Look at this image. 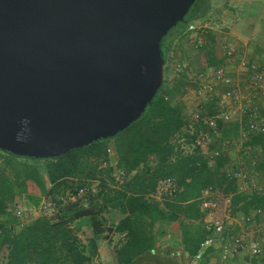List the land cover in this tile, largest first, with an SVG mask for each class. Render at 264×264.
<instances>
[{"label": "trees", "instance_id": "16d2710c", "mask_svg": "<svg viewBox=\"0 0 264 264\" xmlns=\"http://www.w3.org/2000/svg\"><path fill=\"white\" fill-rule=\"evenodd\" d=\"M197 1L203 3L198 11L201 15L208 4L206 0H195L191 8ZM199 17L184 21L180 32ZM201 39L195 51L198 71L222 66L224 58L216 52L214 33L205 31ZM167 40L164 37L160 41L164 62L171 49V41ZM187 69H177L172 87H166L163 82L140 118L112 138L52 159L17 157L0 151V251L6 250L1 264H96L98 240L110 233L123 238L115 248L114 264H178L166 256L168 253L158 251L156 243L166 235L168 225L178 222L182 250L194 259L207 236L202 224L204 213L200 210L204 191L219 190L229 196L232 214L240 212L249 217L256 210H264V191L249 194L240 191V175L237 171L230 172L227 151L222 146L213 148L223 142L242 141L241 156L259 158L260 163L251 166L254 173L264 178V131L241 137L238 122L218 121V134L210 146L217 156L203 155L197 147L189 153L181 148L178 139L193 145L196 132L202 127L195 125L194 131L187 132L189 122L184 105L174 102L188 88L196 87L188 80ZM216 101L211 99L204 104L205 114L217 113ZM110 141L114 143V164L109 159ZM150 160H154L153 166ZM118 171L124 174L121 184L113 176ZM166 179L176 189L158 202L152 195L159 182ZM28 182L39 190L33 206L38 207L43 198L55 210L16 228L18 216L12 211L11 217L9 209L15 210L16 197L27 194ZM94 182H98L97 188L91 186ZM80 189L85 190L84 196L71 200ZM105 209L120 217L116 224L106 226L98 217ZM83 229L91 234L84 242L78 236ZM211 249L200 262L206 261Z\"/></svg>", "mask_w": 264, "mask_h": 264}, {"label": "water", "instance_id": "95a60500", "mask_svg": "<svg viewBox=\"0 0 264 264\" xmlns=\"http://www.w3.org/2000/svg\"><path fill=\"white\" fill-rule=\"evenodd\" d=\"M195 0H0V151L52 159L137 121Z\"/></svg>", "mask_w": 264, "mask_h": 264}, {"label": "built area", "instance_id": "2783aa9c", "mask_svg": "<svg viewBox=\"0 0 264 264\" xmlns=\"http://www.w3.org/2000/svg\"><path fill=\"white\" fill-rule=\"evenodd\" d=\"M187 33L198 34L197 43L202 42L201 35L205 32L204 26H199L195 22L189 23L187 26ZM226 59L236 56V49L234 47H226L224 51ZM187 68L186 65L178 66L182 71ZM187 71H185L186 73ZM240 72H246V76L242 80L234 76H239ZM188 76V74H187ZM244 78V79H243ZM190 79V78H188ZM195 84L194 93L197 96V102L193 110L186 114L189 122V127L194 128L195 125L202 126L196 132L193 146L199 149L203 155L217 156L216 151L210 150V146L215 141V136L218 134L217 122L222 123L238 122L241 129V137L244 134L255 135L264 131V68L258 63H249L246 60L240 59L234 72H231L225 62L218 68H208L197 73L196 77L192 79ZM220 87L224 91L220 95V99L216 101L217 113L213 116H208L204 113V104L211 100L217 99L216 89ZM238 105L241 112V118L237 117L232 108ZM204 127V128H203ZM194 131L191 130V132ZM235 143V142H234ZM109 151V150H108ZM114 178L117 184L123 181V172L118 171L114 173ZM175 186L170 179L163 180L157 185L156 193L159 195H171L175 191ZM93 191V190H92ZM262 191V190H259ZM85 190L80 189L75 198L84 196ZM219 199L221 202H219ZM200 210L204 213L202 224L207 232L206 239L200 245V249L195 260H200L205 250L217 240H228V243L223 246L221 251L222 261H226L229 255V249L246 252L252 259H260L263 255L264 239L259 235L251 237L248 233L257 232L264 236V210H256L254 217H258L261 221L255 223L253 216L245 217L238 213L232 214L231 211L227 218L216 217L207 219V217L219 211L220 204H224L222 212L226 211V207L230 204L229 196L224 195L221 191L214 192L206 190L202 193L200 198ZM15 213L17 216L27 214L29 210L20 208L14 204ZM225 217V216H224ZM235 224L239 228V234L233 233L236 231L232 225Z\"/></svg>", "mask_w": 264, "mask_h": 264}, {"label": "rangeland", "instance_id": "374dc122", "mask_svg": "<svg viewBox=\"0 0 264 264\" xmlns=\"http://www.w3.org/2000/svg\"><path fill=\"white\" fill-rule=\"evenodd\" d=\"M220 0L217 1V5H219L218 7L216 6L214 8V10H212L211 8V0H206V3L208 4V8L206 11H204L201 15L198 14V11H200V9L203 6V3L201 4V2L197 1V3L189 10L188 14L184 17V21L192 18L193 16H200L198 19H195L193 21H191L190 23H196L199 26H204L208 24V26L211 27V31L214 32H219V31H223L225 30V20H221V16H223L222 10L219 11V9L221 8V5L219 3ZM218 11L220 13V17L219 19L215 18L217 15ZM208 17V19L202 18V17ZM219 16V14L217 15ZM215 18V19H214ZM184 21L183 22H179V24L175 27H173L172 31L167 34L165 37L168 39L167 41H171V49L170 51L167 52L166 54V61L164 62V66H163V82H165V86L166 87H172L173 83H174V79L176 78V72L178 69V65L181 64H185L187 66V74H188V80H190V82L192 83V79H194L197 75V73L199 72L198 70V61L197 58H195V51H196V47L198 45L197 43V39H198V34H191V33H187V28L180 32V30H182V27L184 26ZM207 23V24H206ZM204 30L209 31L208 27L204 26ZM179 31V32H178ZM163 49V48H162ZM178 54H181L182 57L178 56ZM184 54V55H183ZM182 59V60H181ZM234 70L236 69V65H234ZM224 91L223 88L218 87L216 89V96H217V101L220 99V95L221 93ZM174 102H182L184 104V108L186 110V114L188 113V111H192L194 108V105L197 102V96L194 93V89L192 88H188L187 92L185 95H183L182 97H177L175 98ZM233 112L235 111L237 114V117H233V118H241V112L239 110L238 105H235L234 108H232ZM195 129L194 128H190L187 127V132H191V130ZM179 143L181 144V148L184 150L185 153H189L192 151V149L194 148L193 145H186L184 144V140L183 138H179L178 139ZM217 141V140H216ZM219 142V141H218ZM241 142H231L229 144L227 143H222V144H217L214 145L213 148L215 146H222L224 147L223 149L225 151H227V153L229 152L231 154V161L233 162V165H231L232 167H230V172H236L240 175L239 177V185H240V189L243 191L247 184L254 183V185L259 186L258 184L260 180V178L264 179L263 176H261V174H257L253 172V168L251 166L252 164L256 163V158H249V156H245L242 157L241 156ZM217 143V142H216ZM113 141L108 142L107 147H109V159L110 162L112 164H114L115 162V157H114V151H113ZM247 152V151H246ZM150 166L154 165V160H150L149 162ZM97 184L98 182H94L91 184V186L93 188H97ZM28 190H27V194L25 195H21L16 197V204L18 207L20 208H25L27 210H29V212L27 214H23L18 216V218H16L15 220L17 221L16 223V228H20L21 225H25L30 223L31 221H33L36 218H39L41 216L44 215H50L53 210H55V208H53V206L47 202V200L41 198L38 207H34L33 206V199L37 198L39 196V190L37 189V187L31 183L28 182ZM219 191V190H217ZM214 192H216V190H214ZM220 192V191H219ZM172 195V194H171ZM154 196L158 197V199H155ZM163 195H159V194H154L152 195V198L158 202H161ZM219 202H221V200L219 199ZM219 211L209 217H207V219H213L216 217H220V218H227L228 214L230 213V204H228V207H226V211L222 212V209L224 208V204H220L219 207ZM15 212V210H10L9 209V213L11 214V217H13V212ZM225 216V217H224ZM98 217L105 222L106 226H109L111 224H116L119 221V216L116 215L113 211H109V209H105L103 210L100 215H98ZM178 222H174L171 223L170 225H168L166 227V235L162 238H160L157 243H156V248L158 251L160 252H164V253H168V255L166 254V256H170L173 261L177 262L178 264H197V260L195 259H190L187 257V255L183 252L182 250V246L180 245V233L178 231ZM85 230V229H83ZM237 231L233 230V233L236 234ZM239 234V231L237 232ZM249 235L251 237H255L257 235H259L261 238L264 239V236L260 233L257 232H252L250 233L248 231ZM91 234L89 232H87L86 230L83 233H79L78 236L80 238V240H82V242L85 241V238L90 236ZM122 236H120L117 233H110L107 237H105V235H102V238H99L98 240V255L94 258V262L96 264H114L115 263V248L117 246H119L120 241L122 240ZM213 255V254H212ZM209 256L212 259L214 264H219L222 259H221V254L220 257L218 259V255H213V256ZM5 257H6V250L5 248H3L0 251V264L4 263L5 261ZM220 260V262H219ZM227 261V260H226ZM225 262V261H222ZM164 264H171V263H164Z\"/></svg>", "mask_w": 264, "mask_h": 264}, {"label": "crops", "instance_id": "0c3cea01", "mask_svg": "<svg viewBox=\"0 0 264 264\" xmlns=\"http://www.w3.org/2000/svg\"><path fill=\"white\" fill-rule=\"evenodd\" d=\"M217 1L218 0H211L212 10H214L216 6H219L217 5ZM219 3L222 4L219 11L222 10L223 13V16H221V20H225V30L214 32L211 31V27L208 26L207 23V26L204 25L205 27H208V29L215 35L217 54L219 56H223L224 62L231 72H234V65L237 66L240 59L246 60L249 63H258L264 68V0H220ZM216 12L217 15L219 14V16L216 15L215 18L219 19L220 13L218 11ZM202 18L209 20L207 16H203ZM226 47H234L236 49L237 55L230 59H226L224 55ZM238 75L239 76L236 75L234 77L242 80L243 76L245 78L246 72H240ZM228 155L230 157V161L227 166L232 167L231 165H233V162L231 161V154L228 152ZM259 163L260 159L256 158L255 164L257 165ZM260 180L262 181H259V186L254 185V183H251V185L247 184L246 188L243 191L240 189V191L245 194H249L250 192L259 190L264 191V179L260 178ZM156 194L157 193H155V195ZM154 198L158 199L157 196H154ZM238 214L241 215L242 213L239 212ZM252 219L255 223H259L261 221L256 217H253ZM232 227L236 231L239 230V228L235 224H233ZM227 243L228 240L215 241V243L211 247V251H209L207 255L206 261L200 262V259L198 260L197 264H214L212 261L213 258L209 256H211L212 254L214 256L218 255L219 259L221 251L223 250L222 248ZM209 248H207L205 252ZM219 264H264V247L261 260L252 259L246 254V252L236 251L231 247L229 249L227 261H221Z\"/></svg>", "mask_w": 264, "mask_h": 264}]
</instances>
